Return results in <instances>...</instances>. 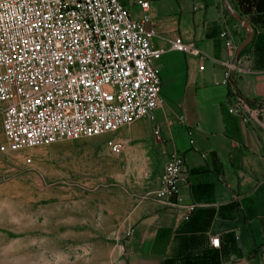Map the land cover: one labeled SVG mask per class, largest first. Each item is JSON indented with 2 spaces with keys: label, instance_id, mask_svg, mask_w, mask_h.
I'll return each mask as SVG.
<instances>
[{
  "label": "crops",
  "instance_id": "1",
  "mask_svg": "<svg viewBox=\"0 0 264 264\" xmlns=\"http://www.w3.org/2000/svg\"><path fill=\"white\" fill-rule=\"evenodd\" d=\"M119 1L134 19L141 17L135 0ZM147 1L152 44L164 51L156 67L163 106L154 124L132 123L115 139L144 170L154 158L161 174L169 156L179 153L183 183L167 201L141 197L131 214L124 264H264V133L227 112L223 63L237 55L219 38L227 28L239 48L251 29L243 50L252 73L234 88L251 102H264V0ZM176 37L200 57L170 50ZM212 237L218 248L211 247Z\"/></svg>",
  "mask_w": 264,
  "mask_h": 264
},
{
  "label": "built area",
  "instance_id": "2",
  "mask_svg": "<svg viewBox=\"0 0 264 264\" xmlns=\"http://www.w3.org/2000/svg\"><path fill=\"white\" fill-rule=\"evenodd\" d=\"M135 4L139 19L119 0H0L1 153L104 136L143 119L154 124L163 106L156 67L164 51L152 44L149 1ZM219 38L237 53L229 29ZM169 49L200 57L180 37ZM244 52L223 63L227 112L264 133V102L234 88L252 73ZM153 134H160L157 125ZM106 147L118 155L124 143L110 139ZM183 166L179 153L169 156L153 193L157 201L178 194ZM210 245L218 248V238Z\"/></svg>",
  "mask_w": 264,
  "mask_h": 264
},
{
  "label": "rangeland",
  "instance_id": "3",
  "mask_svg": "<svg viewBox=\"0 0 264 264\" xmlns=\"http://www.w3.org/2000/svg\"><path fill=\"white\" fill-rule=\"evenodd\" d=\"M116 134L0 152V264H124L132 211L162 167L110 153Z\"/></svg>",
  "mask_w": 264,
  "mask_h": 264
},
{
  "label": "water",
  "instance_id": "4",
  "mask_svg": "<svg viewBox=\"0 0 264 264\" xmlns=\"http://www.w3.org/2000/svg\"><path fill=\"white\" fill-rule=\"evenodd\" d=\"M232 17L240 24V25H242V26H246V27H248V25H247V23H245L244 21H242V20H240L235 14H233L232 15ZM248 29H249V37L240 45V47L238 48V50H237V53H236V55H238L240 52H241V50H243V48H245V46L250 42V40H251V38H252V36H253V32L251 31V29L248 27Z\"/></svg>",
  "mask_w": 264,
  "mask_h": 264
},
{
  "label": "bare ground",
  "instance_id": "5",
  "mask_svg": "<svg viewBox=\"0 0 264 264\" xmlns=\"http://www.w3.org/2000/svg\"><path fill=\"white\" fill-rule=\"evenodd\" d=\"M149 14V13H148ZM150 18V17H149ZM42 148V147H41ZM32 149H34V148H32Z\"/></svg>",
  "mask_w": 264,
  "mask_h": 264
}]
</instances>
